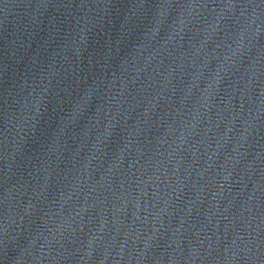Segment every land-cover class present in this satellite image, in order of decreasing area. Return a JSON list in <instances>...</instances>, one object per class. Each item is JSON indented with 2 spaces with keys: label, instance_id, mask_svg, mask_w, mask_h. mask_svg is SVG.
Wrapping results in <instances>:
<instances>
[{
  "label": "water",
  "instance_id": "water-1",
  "mask_svg": "<svg viewBox=\"0 0 264 264\" xmlns=\"http://www.w3.org/2000/svg\"><path fill=\"white\" fill-rule=\"evenodd\" d=\"M0 264H264V0H0Z\"/></svg>",
  "mask_w": 264,
  "mask_h": 264
}]
</instances>
